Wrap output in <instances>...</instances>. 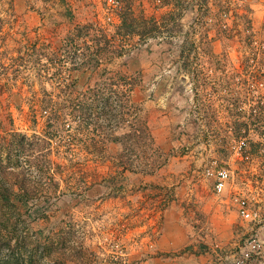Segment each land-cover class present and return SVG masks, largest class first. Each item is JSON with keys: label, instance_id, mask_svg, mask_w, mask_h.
Listing matches in <instances>:
<instances>
[{"label": "rangeland", "instance_id": "obj_1", "mask_svg": "<svg viewBox=\"0 0 264 264\" xmlns=\"http://www.w3.org/2000/svg\"><path fill=\"white\" fill-rule=\"evenodd\" d=\"M125 4L136 18L159 21L172 9L181 16L160 25L156 38H110L105 49L98 31L114 36ZM236 27L243 34L235 36ZM71 34L84 37L76 52L64 48ZM121 77L136 84L137 117L127 119L147 125L160 152L151 158L161 166L141 173L150 156L121 159L109 136L101 157L81 148L67 160L53 152L62 176L47 192L57 200L47 219L31 223L44 243L53 234L42 264H233L254 238L262 247L249 261L263 264L264 0H0L1 138L12 129L42 133L43 99L59 112L69 100H99L89 103L91 113L107 98L116 136L126 133L117 95L98 90ZM219 170L230 176L221 194L208 176ZM235 199L258 221H242Z\"/></svg>", "mask_w": 264, "mask_h": 264}, {"label": "trees", "instance_id": "obj_2", "mask_svg": "<svg viewBox=\"0 0 264 264\" xmlns=\"http://www.w3.org/2000/svg\"><path fill=\"white\" fill-rule=\"evenodd\" d=\"M220 13L226 15L225 10ZM180 16L181 13L172 9L161 16L159 21L154 17L149 20L143 17L136 18L132 6L125 4L115 35L109 37L108 34H103V31H98L101 37L95 41L99 43L103 39L106 49L113 45L110 38H113V41L119 38L123 41L127 36L134 34L142 39L156 38L158 34H161L158 31L161 30L160 25L165 24L163 27L166 28L170 21ZM248 28L245 29L246 32L251 27L248 25ZM233 33L238 36L243 34V31L236 27ZM87 37L93 38L89 35ZM82 38L84 37L80 34L67 36L64 48H73L76 52L77 50L72 46ZM95 41H91L92 44ZM121 48L124 49V47ZM66 54L65 57L68 59L69 55ZM91 57L98 61L97 53H92ZM77 66L73 64L70 68L76 69ZM43 70L45 69L38 68L37 77H42ZM121 78L123 79L121 83H110L98 90L108 97L110 94L117 95L120 100L116 103L117 114L120 115L118 123L129 128L126 133L116 136L117 126L113 127L110 123V113L113 108L107 98L103 100L101 107H95L91 113L90 104L96 105L99 100L92 99L91 102L81 99L76 102L69 100L70 105L65 109L61 108L59 112L52 104L53 101L43 99L39 102L40 117L45 124L42 133L28 137L12 129L10 133H6V137H0V264H42V261L52 254L53 234L44 238L47 241L44 243L41 238L42 232L32 230L31 223L47 219L46 209L52 206V200H57L55 196L47 192L50 189L56 191L55 178L62 176L58 173L60 165L52 159L53 152L56 157L66 154L63 158L67 160L68 157L73 158L74 150L81 148L89 156L101 157L105 151V141L109 136L113 143L121 147L122 154L119 155L121 159L137 153H142L143 158L145 154L150 156L149 161L146 157L144 158L146 162L140 163L143 170L141 173L152 174L161 166L151 158H160V152L155 146L147 125L142 121L139 123L136 119L133 120L134 123H130L127 119L132 116L137 117V108H133L131 102V94L136 84L128 82V78ZM253 79L255 80V76ZM65 82L68 84V80ZM42 92L46 98L49 97L44 89ZM118 103L121 105L118 106ZM33 118L35 121L38 119L37 116ZM107 122L108 124L105 125ZM120 166L131 171L138 168L128 162H121ZM42 247L43 250L40 252L39 249Z\"/></svg>", "mask_w": 264, "mask_h": 264}, {"label": "built area", "instance_id": "obj_3", "mask_svg": "<svg viewBox=\"0 0 264 264\" xmlns=\"http://www.w3.org/2000/svg\"><path fill=\"white\" fill-rule=\"evenodd\" d=\"M110 20V17H107V21ZM208 176L214 178V191L217 194H221L225 190L226 184L229 181V173L226 170H219L215 173L209 171ZM235 203L237 205L238 215L242 221L248 223H254L258 221L259 215L257 211L249 209L247 203L244 200L235 199ZM261 247V241L257 238H254L249 242L248 251L242 253L241 258L234 261L233 264H246L250 260L251 254L260 251Z\"/></svg>", "mask_w": 264, "mask_h": 264}, {"label": "crops", "instance_id": "obj_4", "mask_svg": "<svg viewBox=\"0 0 264 264\" xmlns=\"http://www.w3.org/2000/svg\"><path fill=\"white\" fill-rule=\"evenodd\" d=\"M260 261H258V260H255V261H249L247 264H261V263H259ZM262 263L264 264V260L262 261Z\"/></svg>", "mask_w": 264, "mask_h": 264}]
</instances>
